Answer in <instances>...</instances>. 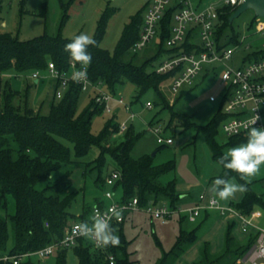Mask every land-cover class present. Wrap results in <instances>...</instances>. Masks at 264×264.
<instances>
[{
  "label": "trees",
  "instance_id": "trees-1",
  "mask_svg": "<svg viewBox=\"0 0 264 264\" xmlns=\"http://www.w3.org/2000/svg\"><path fill=\"white\" fill-rule=\"evenodd\" d=\"M72 1L61 4L65 12ZM234 10L235 8L224 6L218 14L219 26L216 30V41L219 48L238 44V35L228 32L232 24L229 23V17ZM171 15L172 8L166 11L161 21L160 40L156 45L154 58L156 56L158 58L163 52H173V49L169 50L164 45L169 35L168 26ZM66 17L65 13L62 21ZM256 18L259 17L255 16L250 26L254 24ZM141 24V16H133L125 25L112 52L101 49L99 46L90 47L88 51L92 55V63L87 68V75L91 82H101L103 89L110 94H115V88L126 82L135 86L136 100H139L146 92L152 91L156 98L155 103L160 105L161 109H171L161 90L162 84L168 81L171 74H156L151 68L154 58L143 60L139 65L135 62L137 53L132 50V46L138 39ZM104 27L105 16L103 15L94 37L98 45ZM68 42L70 40L60 36L47 35L21 41L16 35L0 31V77L8 73L29 77L34 71L43 75L48 63H53L59 73L66 72L69 62H74L70 59L69 53L64 51V45ZM184 48L187 51L189 45L185 44ZM129 53H133L134 56L127 58ZM250 55L264 56V49L253 51L248 56L251 57ZM41 79L40 77L36 81L39 83ZM49 80L52 97L46 115L33 114L28 106L21 111L11 105L9 95L0 97V203L4 202L6 196H11L15 202V212L10 216L14 243L10 252L7 253L8 256L34 252L53 241L60 240L64 230L69 226L68 221L75 218V215L69 212L76 194L71 190V174L69 171L61 172L63 166L72 163L70 149L63 141L72 145L76 158L84 157L92 147H95L98 155L93 163L98 171L106 165L107 156L110 157L113 162L112 171L120 174V179L116 181L112 189L115 192L117 189L121 190V201L136 197L141 207L160 202L168 204L171 208L178 207L179 195L175 189V179L166 183L160 180L161 176L175 169L173 161L155 165L151 156L133 158L131 150L139 134L135 133L130 126L129 129L124 130L118 140L113 139L119 132V124L113 118L104 124L98 134H93L91 132L92 118L95 115H101L105 111L104 106L97 104L92 94L87 93V105L77 113L79 97L84 93L81 87L76 82L69 81L62 96L56 98L55 92L59 89L60 80L52 78ZM10 92L16 93L8 86V93ZM171 114L169 126H179L184 129L194 127L197 133L203 135L212 159L218 163V158L224 153L222 146L216 141V135L226 116L219 111L206 125L196 126L185 115L172 111ZM228 139L232 145H242L247 137L234 136ZM220 167L221 171L217 177H222L225 173L222 165ZM232 177L238 183H244L236 173H229L227 179ZM97 181L105 185L100 174L97 176ZM255 205L264 209L261 196L251 189L250 183L247 185V191L243 192L241 201L232 204L242 215H248ZM92 207H87L88 210H84L86 207L82 208V211L87 213L84 217L87 222H89L88 216ZM128 213L125 214V218ZM123 222L115 228L120 240L118 246H109L99 251L92 249L86 238L79 239L78 243L71 248L77 257L78 264H109L106 259L109 254L114 256L115 264H132L123 235ZM193 239V232L186 233L180 230L171 252H181ZM254 240L255 236L248 245L235 247L233 239L227 232L223 252L209 257L204 249L201 264H221L227 259H230L227 261L228 264H236L237 259L242 257ZM7 241V224L0 218V254L6 252ZM68 249L62 248L55 251L51 256L54 264H66ZM164 256L165 254L157 264H163ZM0 264L13 263L10 260H0ZM18 264H36V262L29 258Z\"/></svg>",
  "mask_w": 264,
  "mask_h": 264
},
{
  "label": "rangeland",
  "instance_id": "rangeland-1",
  "mask_svg": "<svg viewBox=\"0 0 264 264\" xmlns=\"http://www.w3.org/2000/svg\"><path fill=\"white\" fill-rule=\"evenodd\" d=\"M69 1L0 0V31L16 35L21 41H28L43 35L60 36L63 39L71 40L81 32L95 37L99 21L104 15L105 27L99 41V47L112 52L130 19L136 15L143 18L145 13L144 0H73L65 12L61 4H67ZM208 1L213 0H203L202 4ZM65 13L67 17L62 21ZM254 18V12L251 9L244 11L233 20L228 32L238 35V41H240L242 35L248 36L250 31L252 32L250 24ZM159 40L160 31L158 30L153 41L143 50L136 52L138 57H135V62L137 65L141 64L143 60L154 58ZM242 44L235 50L233 59L226 63L228 67H238L241 61L254 51L257 42L251 41L247 37ZM246 46L249 47L246 48ZM167 55L168 53L163 52L158 58L156 56L151 68L154 70ZM133 56V53H129L127 58ZM213 68L214 74L210 72ZM223 69L224 66L221 65H205L189 84L177 92L170 89L168 79L165 84H162L161 90L171 109H161L160 105L155 103L156 98L152 91L146 92L139 100H136L137 92L134 85L128 82L119 85L115 88L114 93L121 96L125 104L130 105L131 112L135 114V117L129 118L128 111L124 109L123 105L111 101V112L104 111L101 115H95L92 118L91 132L98 134L111 118L115 119L116 123L126 120V129L132 126L134 132L139 134V138L131 150L133 158L151 156L155 165L173 161L175 169L161 176V182L166 183L171 179H175L176 183L189 182L193 184L192 190L199 192L206 188L212 178L220 174V166L212 159L203 135L197 133L194 127L184 129L179 126H169L171 111L187 116L196 126L209 123L217 112L222 110L223 97L228 89V85L219 79ZM46 75H48L47 71L41 75L42 79L39 83L32 84L34 80L29 79L28 75L4 74L0 77V97L9 95L11 105L21 111L28 106L32 109L33 114L46 115L52 97L50 80ZM8 86L18 94L8 93ZM210 95L215 96L216 101H209ZM87 102V92L84 91L77 103V113L87 105ZM147 102L152 104V108L145 107ZM150 129H159L162 137L171 138L172 143H157L156 135ZM122 133L118 132L113 139L118 140ZM216 141L222 146L224 154L230 148L240 146L230 144L229 139L222 134L220 126L217 130ZM63 142L70 149L72 163L63 166L61 172H70L71 190L76 192L75 200L69 207V212L75 215L74 219L68 221V225H71L75 222L87 221L84 218L87 216L84 210H88L87 207L91 208L98 200H104L103 193L109 188L100 184L97 181V176L100 174L104 181V178L113 169V162L107 156L106 165L98 171L93 163L98 155V150L95 147H92L84 157L76 158L72 145L66 141ZM250 187L255 192L262 194L264 198V165L261 166L260 172L251 179ZM115 194L116 199L120 200L122 197L121 190L117 189ZM83 207H86L83 210L84 213ZM14 212L15 202L11 196H6L4 202L0 203V218L4 219L7 224L8 241L6 252L0 256L7 255L14 243V231L10 221V216ZM82 213L83 215H81ZM199 220L200 218L193 223L184 222L181 229L191 230L201 224L196 232L201 237L203 231H207L209 224L201 221L200 223ZM262 220V227L264 228V218ZM178 228V220L175 215L162 224L157 220H152L143 211L129 212L122 224V229L128 245L129 257L133 261L132 264H157L163 258V254H165L163 264H192L195 256L193 255L195 253L193 246L185 253V256H181L180 252H171L176 236L179 234ZM212 242L213 244L218 243L220 247L222 238L218 242L216 240ZM201 251L203 254V250ZM229 260L227 259V261ZM32 261L36 264H54L52 257L48 260H38L33 257ZM227 261L221 264H228ZM66 264H78L77 257L71 248L66 252Z\"/></svg>",
  "mask_w": 264,
  "mask_h": 264
},
{
  "label": "built area",
  "instance_id": "built-area-1",
  "mask_svg": "<svg viewBox=\"0 0 264 264\" xmlns=\"http://www.w3.org/2000/svg\"><path fill=\"white\" fill-rule=\"evenodd\" d=\"M243 0H213L202 4L200 0H144L145 13L142 18V24L139 31L138 39L132 46L134 52L143 50L150 44L156 36L158 30H161V21L168 9L172 8L170 24L168 26L169 35L164 42L167 49L173 52L168 53L167 57L160 61L154 69L156 74L170 73V89L177 92L185 85L189 84L203 69L205 65H221L224 69L220 72L219 79L228 85V89L223 97L221 112L226 116L220 125L222 134L226 137L244 136L247 137V130L244 124L257 115L260 117L258 125H264V56L254 57L246 56L238 67H228L226 63L233 59L234 52L242 46L243 41L248 37L257 44L254 51L264 49V19L257 18L249 35H242L238 44L220 47L216 41V30L219 26L218 14L224 6L237 8ZM249 28V29H250ZM188 44L189 49L186 51L184 45ZM249 46H246V48ZM81 65L75 62H69V68L66 72L59 73L53 63H48V78L60 80L59 89L55 92L56 98L62 96L68 82L73 81V73L80 70ZM205 72H208L205 70ZM214 74V68L210 70ZM41 77L38 71L30 74L29 79L38 80ZM82 91L91 93L95 102L103 105L105 111L111 112L110 102L123 105L128 111L129 118L133 119L135 114L131 112L129 104H125L121 96L110 94L103 89L101 82L93 83L88 75L87 79L82 82H76ZM209 101H216V97L209 96ZM145 107L150 109L152 104L147 102ZM126 120L119 124V132L126 129ZM151 130V129H150ZM155 133L157 143L171 144V138H163L159 129H152ZM120 179L117 171L110 172L104 180L105 185L109 188L104 191L103 198L94 204L89 218L92 222L93 216L97 209L102 213L107 212L109 208L117 209L125 207L120 219L111 221L114 228L123 222L125 214L134 211H143L148 214L152 220L165 223L173 215L184 214L191 222L195 221L201 209H215L220 214L229 213L236 215L241 220V229L245 232L249 227H254L255 211L248 215L240 214L232 205H223L216 197H210L206 204H203L204 195L198 196L199 203L190 208L175 207L171 208L168 204L160 202L158 204H148L139 206L136 197L127 201L116 199L113 185ZM112 193L111 199L106 193ZM214 201V202H213ZM82 222V221H81ZM81 222H75L69 225L65 230L63 237L58 241H53L49 245L38 249L34 252H25L13 256L3 255L0 260H10L13 264H18L25 259L36 257L38 260L49 259L56 250L62 248L74 247L79 239L83 237L73 236V226ZM254 244L246 253L237 259L236 264H264V228L255 225ZM87 239V238H86ZM92 249L102 250L96 244L88 239ZM109 264H115L114 256L109 254L106 257Z\"/></svg>",
  "mask_w": 264,
  "mask_h": 264
},
{
  "label": "clouds",
  "instance_id": "clouds-1",
  "mask_svg": "<svg viewBox=\"0 0 264 264\" xmlns=\"http://www.w3.org/2000/svg\"><path fill=\"white\" fill-rule=\"evenodd\" d=\"M97 40L85 32L74 36L70 42L64 45V51L69 53L70 59L81 65L80 70L72 75L74 82H82L87 79V68L92 63V55L88 51L90 47H98ZM260 117L257 115L244 124L247 130L246 142L240 146L232 147L227 153L218 158V163L225 169L224 176L213 180L209 191L220 200H228L237 193L247 191V185L251 183L264 165V125H258ZM229 173H236L244 183H236L227 179ZM111 199L112 193H106ZM214 202V201H213ZM125 207L119 209L112 207L107 212L97 209L92 222H81L73 226V236L92 240L97 247L106 248L118 246L119 236L111 221L120 219Z\"/></svg>",
  "mask_w": 264,
  "mask_h": 264
},
{
  "label": "crops",
  "instance_id": "crops-1",
  "mask_svg": "<svg viewBox=\"0 0 264 264\" xmlns=\"http://www.w3.org/2000/svg\"><path fill=\"white\" fill-rule=\"evenodd\" d=\"M36 83L38 82L35 81V84ZM220 171H221V167H220ZM214 179L215 177L211 179L212 181L208 182V185L206 186V188H204L203 190H200L199 192L192 190L193 184L189 182H184V181H181L178 183L175 182V189L179 195L177 206L181 208L193 207L195 204L199 203L198 196L200 194L204 195V199L202 201L203 204H206L210 197H216L214 193H211L209 191V188L211 187ZM229 180L232 182L238 183V181L233 177L229 178ZM255 193L261 196L262 202L264 204L263 195L257 192ZM216 198L223 205L227 206V205H232V204L240 202L241 199L243 198V193H237L235 197L230 198L228 200H220L218 197ZM252 211L256 212V216L254 217V223H253L254 227L253 226L249 227L245 232H243L241 229V220L238 216L229 214V213H224L222 215L215 209H201L199 212V215L197 216L195 221H193V222H196L197 219L200 218L199 222L201 221L203 223L209 224L207 231H203V234L201 237H199L196 233L198 227H200L201 224H199L197 228H192L191 230H185V229L183 230L181 229V225L184 222H189V223H193V222L189 221L184 214H176L175 217L178 220V226H179L178 231L183 230L186 233L193 232V235H194V239L184 247V249L180 252V255L185 256V253L193 246L195 250V253L193 255L195 256L192 260V264H201L203 262V254L201 250L205 249L206 254L209 257L217 256L223 252L225 248V237H226L227 232H229L230 237L233 239L235 243V247H244L248 245L251 242V239L254 238L255 236V232H256L255 225L257 227H262L263 226L262 219L264 218V209L261 208L260 206L255 205ZM221 238H222V243L220 247L218 243L213 244L212 241L216 240V242H218L219 239ZM253 244L254 242L251 243V246Z\"/></svg>",
  "mask_w": 264,
  "mask_h": 264
},
{
  "label": "water",
  "instance_id": "water-1",
  "mask_svg": "<svg viewBox=\"0 0 264 264\" xmlns=\"http://www.w3.org/2000/svg\"><path fill=\"white\" fill-rule=\"evenodd\" d=\"M248 9L254 12V16L264 19V0H243L230 15L229 23H232L235 18Z\"/></svg>",
  "mask_w": 264,
  "mask_h": 264
}]
</instances>
